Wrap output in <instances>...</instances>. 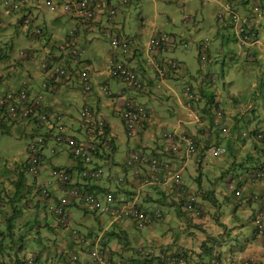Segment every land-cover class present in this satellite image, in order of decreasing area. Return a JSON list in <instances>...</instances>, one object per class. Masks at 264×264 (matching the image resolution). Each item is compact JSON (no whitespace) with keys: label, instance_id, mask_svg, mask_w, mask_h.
Here are the masks:
<instances>
[{"label":"crops","instance_id":"obj_1","mask_svg":"<svg viewBox=\"0 0 264 264\" xmlns=\"http://www.w3.org/2000/svg\"><path fill=\"white\" fill-rule=\"evenodd\" d=\"M17 1H24V3L21 5L22 10L19 12H13L10 10H6L7 17H12L15 15H18L19 13L21 16L16 19L15 21H9L5 26H0V31H4L9 29L11 26L15 25L16 23H21L20 19L24 16V14L27 11H31V8L34 7V5L39 6L40 0H17ZM241 2V1H240ZM244 5V4H243ZM2 7H0L1 10ZM0 18L1 15H0ZM18 21V22H17ZM225 28V27H224ZM56 30V29H54ZM221 30H223L224 33H221ZM221 41H216L215 43H211L210 45V52L208 59L206 60L205 64L203 65L199 60V66L198 69H195L193 66L188 68H183L182 70H178L172 73L171 77L169 78L170 84L168 86H165L166 88L163 90L165 94H173L175 98L177 99L180 107L182 108L183 113H180L177 115V125L175 126L174 118L172 117V113L167 111H164V109H156L155 116L153 118V123L150 125L149 128L143 130L140 133V136L138 138H131L135 139L132 140L134 146L138 148H142L145 151H150V153L158 155L162 159L167 158L170 161H173L175 165H180L185 160L183 158L182 152L174 155L173 157L170 156V153L168 152L169 143L166 142L163 138V129L160 136H157V131L159 127H162V114L168 117L170 119L167 121V126L171 127V130H178V131H184L186 133H192L196 136L197 142L199 144L200 151L197 156H195L192 161H195V163H199L198 166L201 167L203 163V156L205 155L207 151L206 147L210 145V142H213L211 140L212 135L209 133V128L207 124L205 123V119L202 116H205L206 114H209V105L214 100H220L224 113L225 118L222 121H219L217 123V128L220 130V125H228L229 127V134L227 136H222L217 140H214V142H219L221 140L222 145L229 146L230 144L233 145V149L236 151L234 152L235 155L239 157V153L243 155V160L250 157V149H252V152L255 154L256 150L252 145H245L241 143V139L239 137V134H237V131L234 130V128H237L235 125L238 126V130L241 128L240 123L238 124V120L241 119L240 115L243 114L244 106L246 107L245 112H250V119L254 120L255 123L257 119H255V116L252 114L253 112H257V107L261 103L264 104L262 100L260 101H253V99H244L245 93H247V89L244 88V84L242 82L238 81V77H243L240 74L233 76L231 75V79H229L228 82L223 80L224 85L225 84H231L230 90L228 91V95H225V93H222L221 86H218L217 84L212 83V78H216V75L219 76V65L221 64V59L224 58L223 62H226L228 59L230 64H235L234 68L235 70H239V68H243V66L254 64L258 66V69L264 70V42L261 40L262 46H255L254 48H251L250 51L252 52V55L254 57L249 56V52L247 48H240L236 43L226 38L225 33L226 31L223 29V27H219ZM46 36L49 33V30L46 31ZM60 30H56L54 33L55 41H57L58 36L60 35ZM87 36H82V43L84 46L85 40H88L91 36H95L96 34L89 33L88 31L84 32ZM45 36V35H44ZM9 41H11V45L7 42V46L10 47L11 51H13V44L14 39L8 38ZM262 39V38H261ZM227 41V44H225V41ZM37 47V49L42 50L43 47L45 49L43 51H40L37 59L35 62L39 65L40 60L45 57L46 53L51 51L48 49V46L42 42H37L34 40L33 44H30V48ZM228 47L230 48V53L227 52ZM87 50V56H85L84 60L86 61V64H88L89 71L92 74V79L95 82L96 90L93 91L92 95H87L86 92L82 90V85L78 83V81L73 80L70 84L63 85V95L67 94V92H72L73 89L77 90V94L83 92L86 98H90V104H85L87 106H90L93 103H96L98 100L99 102L96 104H101L100 98H98V90L102 83H107L108 87L110 89L116 90V92H120L122 95L118 97V99L122 98L120 104H113L112 111H110L111 115H109L107 118V121L109 125L107 126V132L110 136H112L114 140V145L116 143L117 152L112 158H108L107 151L104 149H99L97 156L95 157V161L98 162V166L100 168H103L102 164H107L111 166V171L109 172V176L107 174V181L112 182V174H118L119 171L125 172L127 175H132V171L128 172L125 168L122 166V162L124 157H128L129 154L132 152L129 147V142H125L121 139V144L118 145L117 140L120 139L119 134L125 133L124 126L122 124V120L120 118V113L122 109L124 108V104L126 102L125 99H131L135 102L143 103L142 99H145L146 96L149 94V98L154 100L155 98H158L161 91L159 90L157 83L158 80L154 75V72L149 67H142L140 70L141 73L145 74L147 85L146 88L143 91H136L134 92L133 97H127V90L126 87L123 86V82H119L117 80H111L108 77V72L106 70V63H107V53L103 55V58L98 55L97 52L93 51V46L90 48H86ZM231 55V56H228ZM235 55L238 59H235L233 57ZM169 56V54H168ZM173 58H176L174 56V52L170 55ZM169 56V57H170ZM198 58V57H197ZM179 60L178 58H176ZM131 59H129L130 61ZM180 61V60H179ZM29 64V63H28ZM27 64V65H28ZM245 64V65H244ZM132 65V61H131ZM140 61L135 66L136 68L139 67ZM84 67L83 65H81ZM81 66H77L75 70H78L81 68ZM224 66V65H223ZM250 68V67H249ZM36 69V66H34V70ZM19 73L22 70V72H27V68L24 67L22 69H18ZM81 70V69H80ZM242 70V69H241ZM14 71H16L14 69ZM243 75V74H242ZM18 76V75H17ZM248 76V75H246ZM245 76V78H246ZM15 77V75H12V78ZM13 82V81H12ZM76 83H78V86L76 87ZM164 84L166 82H163ZM264 85V78L259 77L256 79V83L253 85L254 92L252 93V97H260L263 96V93L256 92L257 88H259L260 84ZM15 89H17L20 86V83L16 84ZM72 84V85H71ZM122 84V85H121ZM187 85L192 86L194 91H197V94H201V101L198 103L197 101L188 102L186 101V95L184 94L185 88ZM122 86V87H121ZM132 88V87H131ZM34 91L38 93L34 87ZM135 90L134 88H132ZM178 89V92L176 91ZM119 96V95H117ZM52 99H56V95H50L47 98H45V101L49 104L51 108L54 109V105L52 104ZM169 98L166 100L161 99V104L167 102ZM67 101H75L74 96L71 99H66ZM93 102V103H92ZM59 106L63 109L64 106L61 104V102H58ZM104 103V102H103ZM109 104V103H108ZM84 105V106H85ZM73 106V105H72ZM92 107V106H90ZM93 108V107H92ZM102 108V107H101ZM69 109H72L69 108ZM68 109V110H69ZM94 109V108H93ZM104 109V108H103ZM108 109V108H107ZM56 110V109H55ZM102 109L98 110V113L101 112ZM110 110V109H108ZM69 112V111H68ZM196 113H199L200 118L202 119V122L198 125V122L194 121L192 116ZM71 113V112H70ZM69 113V116L71 118H74L72 114ZM233 114V115H230ZM236 114V115H234ZM258 114V113H257ZM263 116H260L259 119L264 120V111L262 113ZM197 116V115H196ZM254 119H253V118ZM198 118V117H197ZM238 118V119H237ZM244 122V121H243ZM242 123V122H241ZM67 128L69 133H72V131L79 132L81 135H83V139H88L89 136L86 133V131L80 126L79 128H73L69 124H67ZM206 125V126H203ZM260 126H249L248 128L254 129V128H264V122ZM122 126V127H120ZM128 136V135H127ZM129 138V136H128ZM224 138V139H223ZM228 140V141H227ZM127 144V145H123ZM181 145V150H184L185 145L181 142L179 143ZM245 145V146H244ZM135 148V149H136ZM141 150V149H140ZM239 150V151H238ZM238 151V152H237ZM119 154V155H118ZM125 155V156H123ZM45 158H46V165H51V157L49 156L48 150L45 151ZM56 158V157H55ZM62 159H65L64 157ZM234 160H238L234 157ZM19 162H24V160H19ZM249 162V161H248ZM10 166H15V164H11ZM188 166V162H187ZM229 167V166H228ZM9 168V167H8ZM14 169V168H9ZM187 169V167H186ZM237 169L234 168L232 172H226L223 175L224 183L226 184L227 177L232 174H237ZM44 172L40 176L38 182H44L49 179L50 172L49 167H44ZM143 171L147 172V168L143 167ZM142 171V172H143ZM227 171V169H226ZM118 172V173H117ZM108 173V172H107ZM75 176V182L76 184H83L84 181L80 178L79 173H74ZM1 178V175H0ZM29 181L32 183L33 179L28 177ZM129 178V177H128ZM133 178V177H132ZM1 180V179H0ZM133 184H127V186L120 188V195L123 197V200L131 199L132 196H129L132 188H135L138 185V182L133 180ZM131 183V181H129ZM113 183V182H112ZM88 184V185H87ZM100 186L99 190L103 192H107L106 188H104L103 181H92L84 184L85 189L93 188L96 189L94 186ZM135 186V187H134ZM248 187V188H247ZM246 191H249L252 189V192H264V185L263 184H257V185H247ZM191 188V187H189ZM160 190H157L155 193L151 191L144 192L142 199L144 201V206L149 207L152 205V202L154 201H164L166 204V207L168 208L166 216L153 226L145 229V230H138L135 225L132 222L129 221H113L111 216L104 215V219L99 218L97 222L100 224V226L95 227L93 225V222L88 219V221L83 225L84 228V235L89 237H94L99 235V237H102L101 245L107 252V254L110 257H113L114 259H121V258H136L137 257V249L139 246H145L148 248L153 249L154 251H185L187 258V264H241L243 261L247 260V264H264V245L262 242H260L259 239L256 238L255 234V226H254V215H256L257 207L256 206H248L244 204L238 203L237 200L234 201V207L236 210L232 213H228V216L231 218L230 220L223 221L221 219V216L224 214L221 209H217L215 205V201L212 203V207L206 206L205 208L207 211H204L205 215L201 219L193 218L191 214H188L185 212L184 207L179 208V203L176 202V196L173 193V191L170 192L169 187L165 188H159ZM192 190V189H191ZM52 191H54V194L59 198L61 197V192L58 189V185L55 183L52 186ZM96 189L94 192H97ZM175 191V190H174ZM230 191V190H229ZM136 192V191H135ZM203 194L206 199L210 200V195L203 191ZM250 193V192H248ZM233 194V193H232ZM71 211L73 212L74 222L75 223H81L83 221V218L86 216L88 217H94L93 211L89 210L85 206L80 208V205L75 202L73 205H71ZM87 209V211H86ZM230 214V215H229ZM85 215V216H84ZM253 215V216H252ZM177 217V218H176ZM105 218H108V220H105ZM179 222V223H178ZM160 223H166L169 225L168 231H165L164 233H160L155 226ZM178 223V225H176ZM176 225V227H172L173 225ZM250 225V227H249ZM253 225L254 227H251ZM95 227V228H94ZM134 228H136L138 231H134ZM245 228V229H243ZM169 235V238L167 239V236ZM184 238V240H181ZM211 241L210 247L207 245V243ZM138 246V247H137ZM76 248L78 246H75ZM214 247V250L210 253V248ZM103 249V250H104ZM223 250V251H221ZM75 252H79V250H73ZM83 251L85 253L86 249L83 248ZM87 258V261L84 263L79 264H88L89 257L84 254ZM82 260V256H81ZM155 264H161L159 261H156Z\"/></svg>","mask_w":264,"mask_h":264},{"label":"rangeland","instance_id":"obj_2","mask_svg":"<svg viewBox=\"0 0 264 264\" xmlns=\"http://www.w3.org/2000/svg\"><path fill=\"white\" fill-rule=\"evenodd\" d=\"M46 1L47 0H40L39 6L34 5V7L31 8L30 13L35 19V28L42 27V30L44 32L49 30L47 36L45 33V36L42 35L38 37L36 41L46 44L48 46V49L54 52V46L56 43H58L55 41L54 37V33L56 32V30H60L59 33L62 37L64 36V34H68L70 30L74 28L75 22L72 21L73 19H70L69 13H64L59 9H51L47 6ZM69 1L75 2L77 0ZM237 1H241L239 3H236L237 7H235V11L240 16V20L244 19L246 21L250 17L256 18L259 22L257 25V37L262 38V41L264 42V8L261 9L262 15L258 16L254 11L255 9H252L249 6L250 4H253V0ZM0 7H2L0 10V15L2 17V23H0L1 25L5 26L7 23H9V21H15L21 16V14L19 13L18 15L7 17L3 0H0ZM222 11V4L217 0H187L184 3H171L167 2L166 0H142L138 3H135L126 11V13H124L122 18L120 15L119 23L120 27H123L122 33L127 37L135 39V45L138 48V55L135 60H132V66L140 61L139 67L136 68L137 72H140V69L145 66V60L148 59V41L151 33H161L168 34L171 38H175L176 43L174 45V56L180 60L179 64L181 70L183 68H188L191 66H193L195 69H198L199 59L197 57L200 46H202L203 44L205 46H210L211 43H215L216 41H219L220 43L221 38H224L219 37V27H223V25L218 23L217 21L218 15ZM225 20L232 22L230 18H226ZM35 28L29 25L24 26L19 22L11 26L7 30L0 31V47L2 48L4 53L3 57L0 58V98L4 97L8 91L15 89L16 85L14 84V82L18 84L22 83V81L24 80L28 81L30 85H32L37 91H39V93L43 95L44 99L51 95L47 89L43 88L44 83L47 82V76L40 69L37 62H35L40 51H43L45 47H43L42 50H38L37 47L30 48V44L32 45L34 42V38L30 37V32ZM223 29L226 31V38H229L234 42L235 29L228 26H226L225 28L223 27ZM221 33H224L223 30H221ZM95 34V36H91L89 38L88 43H84V46L87 48L93 46V51L97 52L98 55L103 58V55L108 52L110 44L105 36L98 33V30L95 32ZM8 38L14 39V48L12 52H10V47L5 44V42H7L11 45V41H9ZM225 44H227V41H225ZM185 45L187 46L185 47ZM25 48H30L29 53L31 55V58L29 59L23 58L21 56V50ZM230 48L231 47H228L227 49V52L229 53ZM170 55L171 50H169V56ZM233 57L235 59H238L235 55H233ZM48 58L49 57L46 56L44 57V59ZM229 60L230 59H228L226 62H223L224 58L221 59V64L218 67L219 76L216 75V80L218 82L217 85L221 86L220 88L222 93L228 95L231 84L224 85L223 80L228 82L229 79H231V75L233 76L234 74H240L243 77H238V81L244 84L243 89H247V93H245L244 99H252V93L254 92L253 85L256 83L257 78H264V70L260 71L258 69V66L250 63L249 65L243 66V68H241L242 70L239 68V70L236 71L234 68L235 64H230ZM129 62L130 61H128V63ZM24 65L27 68V72H22L21 70V73H19L18 69H22ZM34 66H36L35 70ZM14 69L16 71H14ZM12 75H15V77L12 78ZM165 82V86H168L170 84L168 80H166ZM77 86L78 83H76V87ZM123 86H125L127 90V96L125 98L135 96L134 92L136 91L133 90L128 84L123 82ZM162 88L163 85H161V89ZM259 90H261L260 87L257 88L256 92H258ZM112 92L115 94L116 90L113 89ZM98 93V98H100L101 104H103V106L101 105L102 108L99 106V104H96L99 102V100L96 103L92 102L93 104H91L90 106L94 108L95 112H97L99 109H102V116L108 117L109 115H111L110 111H112V108L110 107H112L113 104L121 103L122 98L118 99V97H120L122 94L118 92L119 96L115 95L114 97H112L107 96L106 93H102L99 90ZM73 96L75 101L66 100L71 99ZM145 96L146 98L142 99L143 104L147 105L150 109L152 107L153 109L155 108L157 110L160 108L164 109V111L169 110L168 112H171L173 115L172 117L174 118L175 126L177 125V115L185 111L182 110L173 94H165L163 91H161L158 98H155L154 100L148 97L149 94ZM167 98H169V101L161 104V99L166 100ZM125 100L133 101L131 99ZM260 100L261 99L259 98L256 99V101ZM51 101L54 105V109H52V115L58 113V116H60L63 121L62 123H67L73 128H79L80 126L82 127L80 120L82 108L86 103L90 104V98H86L83 92L77 94V90L75 89H73L72 92H67V94L65 95H63V92H61L60 94L56 95L55 100L52 99ZM58 102H61V104L64 106L63 109L59 106ZM71 107L72 109H69ZM107 108L110 110H108ZM245 110L246 107L244 106L243 114L240 115V117L243 118V121L246 124L244 128H241L239 130V132H241L243 136H246L247 133L253 131V129L248 128L249 126H251V124L252 126H260L259 123L262 124L264 122V120L259 119L260 116H263L262 113L264 111V104L261 103L257 107V123H255L254 120L250 119V112H245ZM69 113L72 114L74 118H71L69 116ZM202 117L205 119V123L207 124L209 130L213 131V133L219 132L217 126L212 123V121H210L211 116L209 114ZM169 120L170 119H168L167 116L162 114V127L158 128L157 136L161 135L162 129L167 132L170 131L171 127L167 126V121ZM215 120L218 121V119ZM25 123H27L26 120ZM25 123L23 125H13L11 127V135L0 132V172H7L5 169L8 168L11 164H13L14 162H18L19 160H25L27 158V147L32 139H34V137H36V135L38 134L34 132V129L36 128L35 124L29 126ZM72 133L83 138V135H81L79 132L72 131ZM119 136L120 139L117 140L118 145L121 144L122 139L125 142H129L130 150L136 151V147L134 146L132 141L135 139H131V136L128 138L126 132L120 133ZM249 139L250 137L248 138L247 142H249ZM127 144L123 143V145ZM56 147L59 149V151L65 150V145L63 143L57 144ZM249 151L251 155H254L252 149H250ZM49 156L52 158V165L57 166L58 168L67 169L72 163H74V160L71 159L65 151H62L61 155L56 158L53 157L52 154H49ZM62 157H64L65 159H62ZM235 157L238 159V161H236L237 163L242 162L243 155L241 153H239V157L237 155ZM202 158L204 160L201 167L198 166L199 163H195V161L189 160L187 169L185 170V172H183L184 182L188 187H191L190 189L195 192L200 204L203 206V209L205 211H207L205 207H212V203L213 201H215L216 208L221 209L222 212H224V214L221 216V219L223 221L230 220L231 218L228 216V213H232L236 210V208L234 207V201L236 200V197L234 194H232L231 191L227 190L229 178L227 177L226 179V187L223 180V175L226 172H232L234 170L235 160L233 157H231V153H226L220 156H212L210 152H206ZM102 165L104 173L111 171L112 168L110 165H107L105 163ZM46 166L51 168V165ZM123 176L131 177L132 175H127L125 172L119 171V177L121 179H124ZM103 183L104 188L108 190L115 189L114 183H110L105 180H103ZM123 187H125L124 184L120 185V188ZM147 189L148 191L154 193L157 191V189L154 188H145V192L147 191ZM100 190L95 192V194L98 195L101 204H104L107 202L105 193ZM202 190L206 191L210 195V200L205 198ZM155 206L156 203L153 204L154 208ZM162 209L165 211L168 208L166 206H163ZM100 213H95V218H87L85 216L80 225H78L79 228L83 229V225H85L88 219L93 222V225L95 227L100 226L97 220L99 218L104 219L105 217L104 213ZM105 220H108V218H105ZM178 223L176 225H178ZM176 225L174 224L173 226L176 227ZM254 226L256 227L255 224ZM254 226L251 225V227ZM168 227L169 225L166 223H160L155 226V228L160 233L168 231ZM134 231L136 232L138 230L134 228ZM35 233H37V231ZM37 237L38 233L37 235H35V237L31 238L30 241L36 242ZM168 238L169 235L167 236V239ZM74 240L75 237H70L68 243V253L70 254L73 250H79L82 256L81 263H84L85 261H87V258L84 255L83 251L84 245L80 243V245L76 248L73 245ZM181 240H184V238H182ZM210 242L211 241L207 243L209 247ZM70 264L76 263L70 262Z\"/></svg>","mask_w":264,"mask_h":264},{"label":"clouds","instance_id":"obj_3","mask_svg":"<svg viewBox=\"0 0 264 264\" xmlns=\"http://www.w3.org/2000/svg\"><path fill=\"white\" fill-rule=\"evenodd\" d=\"M49 1H52L54 3V5H55L54 10L59 9V10H62L64 13H69L70 19H73L72 21L75 22V26H74L73 29L70 30V32L68 34H64V36H62V37L59 35L58 36V39L56 41L58 43H56L55 46H54V52L52 50L49 51V52H47L45 56L46 57H49V58L48 59H44V57H43L40 60V62H39L40 69L47 76V82L44 83V84H47V88H45L44 85H43V88L44 89H47L50 92L51 95L52 94L53 95H57V94H60L62 92V90H63L62 89V86L63 85L70 84L73 80H75V81H78V83H80L82 85V87H83L82 90L84 92H86L85 89H84V82L80 78L81 73L86 72V73H88L89 82H90V84L92 86V90L90 92H86V94L87 95H92L93 91L96 90V87H95V82L92 79V74L89 71L88 64H86V61L84 60L85 56H87V50H86L87 47L83 46L82 36L83 37H86L87 36L84 33L85 31H88L89 33L93 34L97 30H98V33L99 34H102L103 36H105L108 39L109 44H110L109 35L112 34V33H118L119 35H121L125 39H128V41H131V44H130L131 47H132L131 48L132 49L131 52L126 53V54L125 53L123 54L122 52H117V57L120 60H122L126 66H128L132 71H134L138 75V78L140 79L142 86L140 88H136L134 85H131L129 82H127L125 80H124V82L126 84H128L130 87L134 88L135 91H143L146 88L147 81H146L145 74L144 73H141V72H137V69L135 67L138 63L135 64V65H133V66L131 65V61L136 59V57L134 58L132 56L134 55L135 50L138 49L137 46L135 45V39L130 38V37H127V36H125L122 33L123 27H120V25H119L120 18L116 22L113 23L114 26L111 28L112 30H108L107 29V25H108L107 22H105L103 24L100 23L99 25L93 24L91 26V28H85L84 26L81 25V23L79 22V20L76 19L73 16V14L70 11H66L64 9V5H65L66 1H69V0H47L46 1L47 6L50 7L51 9H53L48 4ZM262 1H264V0H262ZM6 2H12V3L16 4L18 7L17 8H9L6 5ZM239 2L240 1H238V3ZM23 3H24V1H22V2L21 1L13 2V1H10V0H3V4H4V7L6 8V10L7 11L8 10L13 11L14 13L15 12H19V8L21 7V5ZM263 8H264V2H263ZM126 11H125V13H126ZM123 15L124 14H122L121 18L123 17ZM32 19H33V21L31 20L30 23L27 24V25L32 26V27L35 28V19H34L33 16H32ZM0 23H2V22L0 21ZM220 24H222L223 27H226V26L233 27L230 24H223L222 22ZM23 25L26 26L25 24H23ZM0 26H3V25L0 24ZM108 28H110V27H108ZM35 29H42V28L36 27ZM33 31L34 30H32L31 32H33ZM72 31H74V35L71 34ZM31 32H30V37H33L34 40H36L38 37H40L42 35H45V33H47V32H44L42 30V32H41L40 35L39 34L38 35H34ZM174 40H175V38H174ZM234 40H235V43L240 48H244V47H242L240 45V43H239V41H238V39L236 37V29H235V37H234ZM261 40H262L261 38H258L259 44L256 45V46H262L261 45ZM88 42H89V39L88 40H85V43H88ZM175 43H176V40H175ZM175 43H174V45H175ZM174 45H172V47L169 49V50H171V54L173 52H175ZM204 46H205L204 44L202 46H200L199 52H201L202 54H203V52H205V53H207V55H209L210 46H206L207 49H204ZM254 47H252V48H254ZM0 50H1V53H2L1 56H0V58H2L3 55H4V53H3V50H2L1 47H0ZM29 51H30V48H28V49L27 48L22 49L21 50V56L23 58H26V59L31 58L30 57L31 55H30ZM75 52H77V54H75ZM111 52H112V49H111V44H110L109 50L107 52V63H106V66H107L106 70L108 72V77L107 78L110 77V73H109L110 67L108 66V64H109ZM153 54H155V53H153V52H151V51L148 50V52H147V58L148 59L145 60V66H144V68L149 67V68H151L153 70L154 75H155V77L158 80L157 86H158V88H159L160 91H163L166 88L165 87V84L163 82H165L166 80H169V79L167 77H165V76L162 77L160 75L159 71L157 70V68L150 63L149 56H153ZM168 54H169V51L166 52V53H164V54H161L160 55V58L164 62V64H163L164 69L170 68L172 72H175V71L180 70L179 60H177L176 58H173L171 56L169 57ZM248 55L251 56V57H254L252 55V53L251 54H248ZM129 59H131L130 62H129L130 64L128 63ZM207 59H208V57H206L205 60H203V58H202L200 60V62L204 65ZM52 61H54L56 63V65L54 67H59V68L65 69L66 75H64L62 77H60V76L59 77L58 76L51 77L50 73L48 71H46L45 69H43V64L50 63ZM170 61L177 62L179 64L178 68L173 69V68H171V66L169 67V62ZM81 65H83L84 67H82ZM77 66H81V68H80L81 70L80 69L75 70ZM211 80H212V83L214 85L218 83L217 80H216V78H212ZM25 85L28 86L29 89H30V92H31L30 98L32 100L37 99V98H41V103L43 105V109L46 110L47 112H49L50 115H51V119H52L51 121L52 122H50V123L51 124L52 123L55 124V122H53V119L55 118V116H58V113L55 114V115H52V109L53 108H51L49 106V104L45 101L43 95L40 94L39 92L36 93L34 91V89H33V86L30 85V83L28 81H25V80L22 81V83H20V86L17 89L8 91L4 97H1L0 98V118H4L5 119L7 125L10 126V131H11V127L13 125H15V124L23 125L25 123V120H16L15 121V120L12 119L11 116L9 118V109L12 106V104L10 102H15L16 103L18 101V99L17 100L16 99L11 100L10 97H11V95H13L12 97L16 98V96H18L19 91ZM54 85H57V87L56 88H53ZM161 85H163V88L162 89H161ZM101 86L99 88V91H101L102 93H106L107 96L114 97L115 95H118V92H116L114 94L112 92V90H108L107 87H106V91H103L101 89ZM194 90H193L192 86H190V85H187L186 88H185L184 94L186 95V99H187L186 101L188 102V104L190 102H194V101H197L198 103L201 101V94L198 95L197 94V91H194ZM176 91L178 92V89ZM216 100H214V101H216ZM168 101H169V99L167 100V102ZM218 106H219L217 108L218 114H217V117H216V119H218V121H216V125H217V123L219 121L224 120V117H223L224 109L222 108L224 106H222V104L221 105H218ZM123 107L124 108L122 109V111L120 113V118L122 120V124L124 126V130H125L126 134L129 137L131 136L132 138H138L140 136V133L143 130L149 128L150 125L153 123V118L155 116L156 109L155 108L153 109L152 107L150 109L147 105H145L143 103L135 102L134 100L133 101L126 100V102H125V104H124ZM208 107H209V111H210L211 110V105H209ZM84 108H89L93 112V114L95 115V119L96 120H103V122L105 123L104 131L101 133L103 135V138L101 140H97L98 134L95 133V131H97V129H91V128H88L86 126V123H85V121H84V119L82 117V112H83ZM128 110H142L144 112V114H145V117H139L141 120L137 124V129L134 132H132V133H130L128 131V128L126 127V123H125V119H124V114ZM80 116H81L80 120H81L82 128L86 131V133L89 136V138L87 139V142L86 143L91 142V143H93V144H95L97 146L96 149H95V151H93V153H91V155H93V156L96 157L99 149L101 148V149H103V150L105 149L107 151V156H110L108 158H112L116 154V152H117L116 143H115V145H110L104 139L105 133L108 134V136H110L109 133L107 132V126L109 125V123L107 121L108 118L107 117H103L102 116V113H98V111L95 112V110L92 107L87 106V105H85L82 108V111H81ZM192 118H193L194 121L198 122V125L200 124V122H202V119L200 118L199 113H196L195 112V115H193ZM26 121H27V123H25L26 125H29V126L32 125V124H35L36 125V128L34 129V132L36 134H38V135H36V137L37 136H43L46 139V142H45L44 146L42 147L41 151L39 152V156L41 157V164H40L39 171L36 172V173H33V172H30V170H29V168H30L29 162H30V158L32 156L31 155L32 153H31V150H30V144H31V142L36 137H34V139H32V141L29 143V145L27 147V150H26V152H27V158L23 162V163L26 164V171L28 172V177L32 178L33 180L34 179L39 180L40 176L44 172L43 169H44V167L47 164L46 158H45V151L48 150L49 154H52L51 150L53 148H57L56 146H57V144H59V143H57L54 140V135L56 133H57L56 135H58L60 133H67V134H69V131H68V128H67L66 123H62L63 121H62L61 117H60V121L58 123H60V125H62L63 128H65V130L63 132H58L56 130H52V128H50L47 124H40L39 123V118L36 115V113H35V115L33 114ZM212 123L215 124V121L214 122L212 121ZM221 127H223L222 124L220 125V128ZM38 128H39L40 131L37 133V129ZM259 129H264V128H258V129L257 128H254L253 130H256L257 133H258V130ZM51 130H52V133H51ZM239 130L237 131V133L239 134L240 139L242 141H245V145H250L251 143H253L252 142L253 139H251V138L249 139V142H247L248 141L247 135L246 136H243V134L241 132H239ZM162 133H163L164 140L169 143V147H168L169 150H168V152L170 153V156L173 157L174 155H177V154H179V153L182 152V154H183L182 156H183V158H184L185 161L183 163H181L179 166L178 165H175L173 163V161H170L167 158L162 159L158 155L152 154V153H150V151H145L142 148H138V149L136 148V151L143 152L146 155L147 158H158L162 162H170L174 167H176L181 172L182 183H183V187L185 188L184 192H180L177 189V186L173 182H169V183L163 184V185H145V184H143L142 175L143 176L148 175L149 172H150V169H149L148 163H140V164H138L137 167L139 168V170L141 172V175L138 176V177L134 175V173H133L134 170H133L132 166L126 164V161L131 157V154H133L134 152H136V151H133L132 150V152L129 154V156L126 157L124 159V161L122 162L123 168L126 167V166L130 167V170L132 171V173H131L132 176L129 177V178L123 176L124 179H121L118 174H115V178L116 179L115 178L112 179V182L115 184V189H109V190L106 189L107 192H104L105 193V198H106V201H107L106 203L101 204V202H100V200L98 198V195H95L94 196L95 198H97V200L100 202V204L102 206L109 204L110 206L115 207V208H122L125 205L131 204L133 202V200L135 199V197L138 196V200H137L138 207L141 210H143L145 213L153 214V212L156 211V210H159L160 213H161V215L159 217L155 218L153 220V222H151V224L147 225L144 228H140L136 223H134L133 221L128 220L126 218L115 219V217H114V215L112 213L103 212L100 208L97 209V208L89 205L85 201V199H84L85 196L84 195L81 196L80 191L78 189H76V187H73V189L68 193L67 197L66 196L65 197L64 196L61 197V204H60V206L58 208L59 209L62 208L64 214H66L67 224L66 225L63 224L62 221H61V217L62 216H59L58 215L59 222L66 229L69 228V232L71 233V237H75V240L73 241V245L74 246H79L80 243H82L84 245V249H86V252H87V253L84 252V254H86L89 257L88 264H102L101 261H100V258L104 262L109 263V264H155L156 261H159L161 264H167V263H165L164 261H162L160 259L159 255L160 254L168 255L170 253L171 254L172 253H179V254H181L183 256V258L185 259L186 264H187V258H188V256L186 255V252L185 251L177 252V251H169V250H166V251L160 250V251H157L156 252L153 249L148 248V247H145V246H139V247L137 246L138 249L136 251L137 252V257L136 258L114 259L113 257H110L107 254V252L105 251V249L101 245V241H102V237L101 236L99 237V235L97 236V234H96V236L89 237L88 238L86 235H84V228L83 229H80L79 226H78V225H80V223L79 222L78 223H75L74 222L73 212L71 211V209H72L71 208L72 202L73 203L77 202L80 205V208H81V205H82V207L85 206L89 210L93 211V213H100V212L101 213H104V215L111 216V218H112L113 221H129V222H132L138 230H145V229L153 226L154 224H156L160 220H162L164 218V216H166L167 210H168L167 209V210L164 211L162 209V207L163 206H166V204H164L165 203L164 201L159 202L160 200L159 201L152 202V205H150L149 207L144 206V201L142 199V196H143V194L145 192V188H154V189L160 190L159 188L162 189V188H165V187H169V188H171L170 189V192L173 191V193L176 196V199H177L176 202H178L180 204L179 205V208H183L184 207L185 212H187L188 214H191L193 216V218H197V219L203 218L204 215H205V213H204V211L201 208L202 205L200 204V202L198 200V197L195 194V192L193 190H191L185 184L184 178H183V172H185V170H186L187 162H189V160H192L195 156H197L198 153H199V151H200V148H199L200 146H199V144L197 142L196 136L194 134L190 133V132L189 133H186L184 131L171 130V129L168 132L167 131H163ZM209 133L212 135L211 140L214 141V140L219 139L222 136H227L229 134V127H227L226 125H224V129L223 130H219L218 133H213V131H211V130L208 131V134ZM169 134H171L172 137L175 136L174 139H172L169 136ZM181 135H185L186 137H189L190 139L193 140V142L195 144V151H194V153L192 154L191 157H188L186 155L187 146H186L185 141H182L181 140V137H180ZM260 135H262V134H260ZM180 142L185 145L184 150H181V147L182 146L179 145ZM221 143H222L221 140H219V142H210L209 143L210 145L208 146V148L206 147V149H207L208 152H210V154L212 156H214L211 153V148H213V147L222 148L226 152H224V153H222L220 155H224V154L227 153V147L228 146L222 145ZM63 144L65 145V150H62V151H65L66 152L67 151V145L64 142H63ZM175 146L179 148L177 152H174L173 151V148ZM62 151H59V149H58L57 153L52 154V156L53 157H58V156L61 155ZM220 155H218V156H220ZM246 166L248 167V170L247 171H243V172H241V174H239V173L232 174V176L230 175L229 176V179H228V187L229 188L227 187V190H230L235 195L236 200L240 204H243L244 202H247V200H250L251 199L250 196H247L246 197V195H245V191H246L247 185H249V186L250 185H257V184H263L264 185V178L263 179H257L256 178L257 173L260 172L264 168V163L261 164V167L255 168V169H251L249 164H247ZM143 167L147 168V172L142 170ZM61 169H64V168H61ZM90 169L94 170V167H92ZM5 170H7V168ZM54 170L55 171H60L57 166H53L52 165L51 168H49V172H50L49 179L46 180V181H44V182H41V183L37 181V186L40 185L43 189L46 190V186L50 184V180L53 179V178L58 179L57 182H56V184L58 186H60L59 183L61 182V180L53 174L54 173L53 172ZM96 170H101L102 171V176H101L100 179H98V180H94L93 179L94 181H97L98 182V181H101L104 172H103L102 169H96ZM121 180H123V182ZM133 180H135L136 182H138V185L136 187V190H134L135 188H132V190L130 192V194H131L130 196H132L131 199L123 200L124 198L121 197L120 191H119L120 185L124 184L125 186H127V184H133V182H134ZM129 181H131V183ZM44 184H45V187H43ZM53 184H55V183H53ZM236 184L241 185V188L239 190L236 189ZM73 190H78L79 193H80V196H77V197L73 196L72 195ZM49 191H52V187L49 188ZM238 192H240V195H238ZM261 193H264V192H260V193L257 192V193H255V195L253 196V198L255 196H257V195L258 196H264V194H261ZM109 195H113L114 200H109V198H108ZM190 197H193L194 198V201L191 202V205H192L193 209L192 208L190 209L189 206H187ZM64 198H67L69 202L67 204L63 205V207H61L62 206V200ZM154 203H156L155 208L153 207V204ZM257 210H258V207H257ZM196 211H199L200 214L199 215L196 214ZM55 214H56V212H55ZM260 215H261L260 212H256L257 218ZM255 221H254V224H255ZM95 252L97 253V256H94V253ZM64 258L66 260L65 264H70V262H73V263L75 262L76 264L81 263V254H80V251L79 252L71 251V253L70 254L68 253V255L67 256H64ZM30 261H34V259L31 258Z\"/></svg>","mask_w":264,"mask_h":264},{"label":"built area","instance_id":"obj_4","mask_svg":"<svg viewBox=\"0 0 264 264\" xmlns=\"http://www.w3.org/2000/svg\"><path fill=\"white\" fill-rule=\"evenodd\" d=\"M142 0H77L75 2L66 1L64 5V9L66 11H70L73 16L79 20L82 26L85 28H91L93 24L99 25L100 23L103 24L107 22V29L112 30L111 28L114 26V22H116L120 15L125 13L126 10H128L132 5L135 3H138ZM167 2H185L187 0H166ZM218 2H221L223 11L218 15V18L223 24H230L236 29V37L240 43V45L244 48H247L249 51V54L252 52L250 51V48L256 46L259 44L258 38H257V25L258 20L256 18L250 17L246 21L244 19L240 20V16L235 11L236 3H238L237 0H217ZM251 1V0H250ZM48 4L54 9L55 5L52 1H49ZM6 5L9 8H17V5L12 2H6ZM250 7L252 9H255V13L258 16L262 15L261 9L263 8V1L262 0H253V4H250ZM226 18H230L232 22L226 21ZM30 22V21H29ZM28 21H26L27 24H29ZM110 27V28H108ZM42 32L41 29H34L33 33L34 35H40ZM72 35H74V31L71 32ZM110 44H111V56L109 60V64L112 65L109 69V73L112 77L115 78H121L125 81L129 82L131 85H134L136 88H140L142 86L140 79L138 78V75L132 71L128 66L124 64L122 60H120L117 57V52H122L123 54L131 52V41H128V39H125L118 33H112L109 35ZM175 40L174 38L170 37L168 34H161V33H152L149 38L148 42V50L155 53L153 56H149L150 63L157 68L160 75L164 77V74L166 73L163 64L164 62L160 58L161 54H164L169 51V49L174 45ZM186 46V45H185ZM206 49V46L204 47ZM1 50H0V56H1ZM77 54V52H75ZM203 60L206 59V53L203 52ZM56 63L54 61L50 63L43 64V69L48 71L51 75V77L55 76H64L66 75V71L63 68L54 67ZM176 69L178 68L179 64L175 61L169 62V67ZM80 78L84 82V89L86 92H90L92 90V86L89 82V76L88 73L83 72L80 75ZM44 87L47 88V84H44ZM57 85H54L53 88H56ZM101 89L103 91H106L105 86H101ZM30 89L28 86H23L22 89L19 91L18 96L16 98L12 97L13 99H18V101L10 102L12 106L9 109V114L12 117L13 120H28L33 114L38 116L39 123L40 124H47L52 130H56L58 132H63L65 128H63L60 123V117L55 116L53 119V122L55 124H51V115L49 112L43 109V105L41 103V98H37L32 100L30 98ZM82 117L86 123V126L91 129H97L100 132L104 131L105 123L103 120H96L95 115L89 108H84L82 112ZM139 117H145V114L142 110H128L124 114V119L126 123V127L128 128V131L130 133L134 132L137 129V124L141 120ZM51 130V133H52ZM57 134V133H56ZM54 135V140L57 143H66V139L62 135V133L58 135ZM169 136L172 137L171 134ZM181 140L185 141L187 146L186 155L188 157H191L192 154L195 151V144L192 139L189 137H186L185 135H181ZM46 142L45 137L43 136H37L30 144V150H31V158H30V172L36 173L39 171L40 164H41V157L39 156V152L41 151L42 147L44 146ZM73 147V143L71 145ZM90 148L92 151L89 153L91 154L96 149V145L89 142L84 143L82 146H77L73 148L74 153L76 155L84 156L85 155V149ZM178 147H174L173 151L177 152ZM58 149L53 148L51 150L52 154L57 153ZM225 150L222 148L213 147L211 148V153L214 156H218L222 153H224ZM87 158L89 156L87 155ZM87 159V160H88ZM140 163H148L150 172L148 175L143 176L142 175V181L145 185H163L167 184L169 182H173L177 189L180 192H184L185 188L183 187L182 178H181V172L174 167L170 162H162L158 158H147L146 155L143 152H134L131 154V157L126 161L127 165L132 166L133 173L135 176H140L141 172L139 168L137 167ZM54 175L58 177L61 182H65L71 179V175L60 173L59 171H53ZM64 172V171H62ZM85 177L91 176L94 180H98L102 176L101 170H92L89 169L83 173ZM257 179H263L264 178V168L257 173L256 175ZM123 182V180H121ZM72 195L77 197L80 196V193L78 190H73ZM238 195H240V192H238ZM109 200H114L113 195L108 196ZM85 201L97 208L101 209L103 212L106 213H112L115 217V219H122L126 218L128 220L133 221L136 223L140 228H144L147 225L151 224L153 220L161 215L159 210H156L153 212V214L145 213L143 210H141L138 207V196L135 197L133 202L129 205H125L122 208H115L110 206L109 204L102 206L100 202L97 200V198L92 196H85ZM255 201L262 202L264 204V196H255ZM194 201L193 197H190L189 202L187 206L189 208L193 209L191 202ZM69 201L67 198H64L62 200V206L67 204ZM56 214L61 217V221L63 224H67V217L66 214H64L62 208H58L55 210ZM196 214H200L199 211H196ZM262 221V222H261ZM256 227L258 230L257 233V239L262 242L264 245V219L262 217V214L258 217L256 221ZM94 256H97V253H94ZM160 259L164 261L167 264H175L177 262L184 263L185 259L183 256L179 253H170L168 255L160 254ZM100 261L102 264H109L104 262L101 258Z\"/></svg>","mask_w":264,"mask_h":264},{"label":"trees","instance_id":"obj_5","mask_svg":"<svg viewBox=\"0 0 264 264\" xmlns=\"http://www.w3.org/2000/svg\"><path fill=\"white\" fill-rule=\"evenodd\" d=\"M10 1L18 2L17 0ZM20 10H22L21 7L19 8V11ZM31 20L33 21L30 11H27L20 19L21 23L25 25H27L26 21L29 22ZM217 21L218 23H221L219 18H217ZM137 51L138 49L135 50L132 57H137ZM198 54V59L201 60L203 54L201 52H199ZM206 57H210V55H207ZM108 66L111 68L112 65L108 64ZM165 71L166 73L164 74V76L169 79L173 72L170 68H166ZM109 78L111 80L124 82V79L115 78L111 75ZM102 86H105L108 88V90H111L108 87L107 83H102ZM259 87L261 90H259L258 92L263 93V96H260L259 99L264 102V85L261 83ZM252 99L253 101H256L258 97H252ZM210 105V121H215L216 125V120L214 119H216L217 117V108L219 107L218 105H221V101L218 99L213 103H210ZM252 114L255 116V119L258 117L257 112L252 111ZM223 117L225 118V113L223 114ZM239 123L241 128H244L246 126L242 118L238 120V124ZM235 126L237 128H234V130L238 131V126ZM223 129L224 126L220 128V130ZM39 131L40 130L38 128L37 132ZM0 132L11 135L10 126L7 125L4 118H0ZM95 133L98 134L97 140H101L103 138V135L101 134L102 132L97 130L95 131ZM258 133L256 130L247 133V138L250 137L251 139H253L252 146L254 147L256 152L254 155H250L249 158L245 160L242 159V162H234V168L236 169V167H238L237 172L239 174H241V172L243 171L248 170V167L246 166L247 164L250 165L251 169H255L261 167V164L264 163V129H259ZM62 135L66 139V153L71 159L74 160V163H72L67 169L59 168L60 173L71 175L70 180L65 182L62 181L59 183L60 186H58V189L61 192V197H67L68 193L73 189V187H76V189L80 191L81 196L84 195L87 197H94L95 195H97L94 191L96 189L99 190L100 186L94 185L96 187V189L94 190L93 188L85 189L84 184L87 183V181L92 182L94 180L93 178H91V176H89V178L85 177L83 173L92 167H94V170H103V168H100V166H98V162H96L94 158L95 156L89 154L92 151L90 148L85 149L84 156H78L76 155V153H74L73 148L79 145L82 146L87 142V139H83L82 137H80L79 135H75L74 133H62ZM104 139L110 145H114L112 136H108V134L105 133ZM71 143H73V147L70 146ZM241 143L245 144V141L241 140ZM233 147L234 146L230 144L227 147V153H231V157L234 158L236 156L234 152L236 153V151L230 150L233 149ZM87 155L90 159L87 158ZM14 164L15 166H9V168L14 169L11 170L7 168V172H0V264H65L66 260L64 256L68 255V243L71 237V233L69 232V228L66 229L62 226V224L59 222L58 215L55 214V210L61 204V197L58 198L54 194V191H49V188L52 187L53 183H56L58 179H51L50 184L46 186L45 190L40 185L37 186V179H34L32 183L29 181L25 163L18 161L14 162ZM124 168L128 172L131 171L130 167L128 166ZM74 173H79L80 178L84 181L83 184H76ZM107 174L109 176V172L103 174L101 181H107ZM113 178H115V174H112V179ZM43 187H45V184ZM240 188L241 185L236 184V189L239 190ZM255 193L257 192H252V189L245 192L246 197L250 196L251 199L247 200V202H244L243 204L248 206H257V212H260L264 219V204L262 202L254 200L253 196L255 195ZM130 195L131 194H129V196ZM201 208L203 211H205L203 209V206H201ZM256 219L258 218L256 215H254L253 221H255ZM34 231H37L38 233V237L36 238L37 241L31 242V238L37 235V233H35ZM257 233L258 230L257 227H255L256 238ZM213 250L214 247H211L210 253ZM31 258H33L34 261H30ZM175 264H186V261L184 263L177 262ZM241 264H247V260L243 261Z\"/></svg>","mask_w":264,"mask_h":264}]
</instances>
